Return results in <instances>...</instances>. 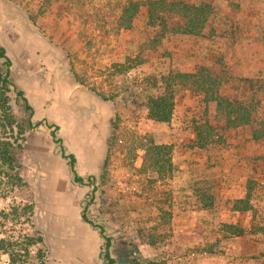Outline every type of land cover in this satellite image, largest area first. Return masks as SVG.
Wrapping results in <instances>:
<instances>
[{"label":"rangeland","instance_id":"374dc122","mask_svg":"<svg viewBox=\"0 0 264 264\" xmlns=\"http://www.w3.org/2000/svg\"><path fill=\"white\" fill-rule=\"evenodd\" d=\"M130 1L139 9L129 28H119ZM145 1L0 0V45L14 60L11 78L25 89L33 122H51L57 89L64 92L72 81L85 87V104L107 113L112 127L103 166L91 169L97 188L87 214L113 238V264H125L123 257L131 264H264V0H183L208 4L202 32L167 33L146 61L132 64L153 36ZM118 63L130 66L121 72ZM198 66L219 90L176 85L170 119L149 118L145 104L157 91L153 78ZM218 93L246 106L251 122L231 125L214 100ZM11 98L21 116L13 93ZM201 123L212 127L205 145L195 136ZM49 131L25 132L21 174L27 185L0 205L33 206L31 223L16 228L42 237L26 264L36 263L38 247L46 264H105V240L81 221L77 207L51 193V171L43 165L52 152ZM150 141L164 145L163 159H169L160 170L143 165L141 145ZM248 180L251 207L235 208ZM0 264H10L7 255Z\"/></svg>","mask_w":264,"mask_h":264},{"label":"trees","instance_id":"16d2710c","mask_svg":"<svg viewBox=\"0 0 264 264\" xmlns=\"http://www.w3.org/2000/svg\"><path fill=\"white\" fill-rule=\"evenodd\" d=\"M146 26L151 29L153 36L143 42L141 48L132 58V64H140L156 52L155 43L167 33L198 35L202 32L210 13L208 4L188 3L183 0H146ZM140 4L130 1L122 7L118 17L119 28H129ZM0 200L6 199L14 190L27 185L21 174L22 150L24 134L35 127L40 121H32L33 107L28 102L24 90L17 87L11 78V61L0 45ZM121 72H126L128 63L117 64ZM157 91L146 96V109L149 118L161 122L170 119L173 109V90L176 85L187 86L197 91L207 93L219 90V82L209 73L198 66L192 72H169L153 78ZM20 107L22 115H18L12 103ZM216 104L226 110L228 122L231 125L249 124L251 115L246 106L231 103L223 95L217 94ZM197 143L205 145L212 134L208 123L196 124L194 127ZM143 165L150 170L164 168L169 159L164 160L161 149L164 145L143 143ZM251 180H248L245 198L234 201L238 209H250ZM33 206L27 202L12 201L7 206L0 205V257L7 255L10 264H26L30 258V247L42 243V237L32 235L21 229L23 224H30ZM233 226V225H229ZM237 229V227H234ZM264 232V226L262 227ZM104 228L100 227V232ZM106 239V249L103 253L105 264H113L108 246L111 236L103 235ZM35 264H46L45 250L38 247L34 253Z\"/></svg>","mask_w":264,"mask_h":264},{"label":"flooded vegetation","instance_id":"af4514ba","mask_svg":"<svg viewBox=\"0 0 264 264\" xmlns=\"http://www.w3.org/2000/svg\"><path fill=\"white\" fill-rule=\"evenodd\" d=\"M6 55L11 61L9 69L12 76V73L16 71L13 70L14 60L7 53ZM24 68L31 69L28 65ZM39 82L43 83L44 80ZM23 90L27 98L25 89ZM62 90L61 86L57 89L58 94L54 99L55 109L52 111L51 122L46 119H37L35 121L40 122L33 128L41 126L50 128L52 152L45 155L43 165L45 164L51 171V193L54 192L53 195L59 200L64 198L67 206L77 207L81 221L95 228L105 240L102 244L105 250L106 239L103 235H111L106 233L104 223L100 219H95L93 215L92 217L88 215L87 210L96 197V194L92 192L97 188L96 175L91 169L92 166L96 169L103 166L112 123L105 110L94 108L89 102L85 104V87L81 83L72 81L66 88V92ZM40 175H44V171H40L38 176ZM100 227L104 228L103 232H100ZM112 239L111 237L108 250L112 246ZM123 261L125 264H131L126 257H123Z\"/></svg>","mask_w":264,"mask_h":264}]
</instances>
